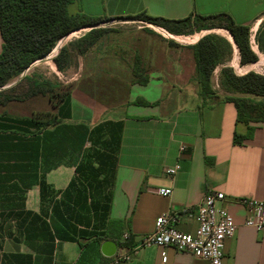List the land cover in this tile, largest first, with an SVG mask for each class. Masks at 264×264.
Returning a JSON list of instances; mask_svg holds the SVG:
<instances>
[{
  "label": "crops",
  "instance_id": "0c3cea01",
  "mask_svg": "<svg viewBox=\"0 0 264 264\" xmlns=\"http://www.w3.org/2000/svg\"><path fill=\"white\" fill-rule=\"evenodd\" d=\"M84 1L95 2L97 13L86 14L76 2L68 12L173 20L225 13L249 26L251 49L260 54L254 36L264 0ZM146 24L154 36L132 48L148 74L145 85L130 82L131 58L116 63L118 71L76 73L55 106L47 97L23 115L12 113L10 103L0 106V264H207L169 247H135L153 232L157 216L193 207L208 191L225 196L220 205L236 225L222 264H264V229L245 226L247 212L234 202H264V121L236 122L234 105L222 100L220 68L212 75L215 95L203 99L189 48L194 40L177 39L192 35L168 37ZM138 99L149 105L134 104ZM40 111L44 121L57 122L40 128L14 121ZM248 127L250 136L235 143L234 133L245 136ZM175 164L169 177L164 170ZM162 188L170 195H159ZM177 229L195 235L197 224L184 214ZM124 234L129 245L118 246ZM106 240L117 247L110 258L101 253ZM118 256L124 259L116 262Z\"/></svg>",
  "mask_w": 264,
  "mask_h": 264
},
{
  "label": "trees",
  "instance_id": "16d2710c",
  "mask_svg": "<svg viewBox=\"0 0 264 264\" xmlns=\"http://www.w3.org/2000/svg\"><path fill=\"white\" fill-rule=\"evenodd\" d=\"M73 0H0V106L14 100H24L34 96H45L52 106L60 103L69 94L71 85L64 91L55 89L47 81H38L28 76L21 77L12 86L2 89L14 78L20 76L32 63L45 58L64 37L86 25H93L112 18L89 17L81 13L70 14L68 6ZM131 18L141 20L165 30L172 35H193L204 30L220 32L234 43L238 51L236 71L246 70L248 65H255L258 55L251 49L249 26L237 24L225 13L201 16H188L183 19H166L150 17L144 13ZM221 30V31H220ZM106 32L103 28L90 30L80 42L85 43L83 50L92 45ZM197 40V39H196ZM189 45L197 83L201 97L204 99L215 95L212 89V75L217 66L222 68L218 74V86L226 93L222 100L232 103L236 110V122L245 125L258 124L264 121V75L252 70L237 75L225 63L232 53V45L225 39L206 34ZM196 41V42H195ZM257 51L264 55V20L260 22L254 36ZM52 62L58 71L70 65V55L66 46L58 49ZM132 84L145 85L148 74L138 57L131 66ZM136 105H149L138 99ZM34 127H45L55 124L54 116L43 120L41 115L30 118L14 119ZM252 127H248L245 136L233 135V141L239 143L249 137ZM129 236L116 241L118 246L129 245Z\"/></svg>",
  "mask_w": 264,
  "mask_h": 264
},
{
  "label": "rangeland",
  "instance_id": "374dc122",
  "mask_svg": "<svg viewBox=\"0 0 264 264\" xmlns=\"http://www.w3.org/2000/svg\"><path fill=\"white\" fill-rule=\"evenodd\" d=\"M75 2L77 4L75 6H78L79 9H82L83 11H87L85 12L86 14H91L94 12L97 13L95 2L84 0H76ZM75 2H72L68 6V11L70 13L75 12L73 11ZM91 6H93V8H91ZM96 28H103L106 30V32L101 37H99L92 45L86 47V49L83 50L82 48L85 43L80 42V39L84 37L90 30ZM74 31H77V33H74L72 36H68L63 41L57 42L55 44V47L45 58L32 63L20 76H28L33 79H37L38 81H47L55 89V91L59 89L61 91H64L71 85L69 80L71 77L73 78L76 73H83L93 69L118 71V67L121 66H117L116 63H119L121 61H126V63H129V61H131L130 59L134 58L135 55H137L136 53L134 54L132 48L140 41L142 37L154 36L153 31L147 26L146 22L131 17L112 18L110 20L102 21L93 25L83 26ZM206 31L208 30L195 33L191 36V38L180 37L181 39H177L192 41L198 39L203 34H215L223 38L222 36L214 32L216 30L210 33H207ZM168 35V37H171L170 34ZM250 41H252L251 38ZM251 45L254 46L253 43ZM59 46H66L70 55V65L61 72L55 68V65L52 62V58L53 56H55L54 52ZM234 55L235 49L232 47L231 56L225 63V65L232 66L231 68L233 69L235 74L240 75L247 70H252L258 74L264 75V63H261L260 59L257 60L255 65H248V68L246 70L239 71L238 68V71H236L233 67H237L238 63L237 61H235ZM218 68L221 69L222 66H217L215 71ZM18 78L19 76L11 80L8 84L16 82ZM34 97L39 98V100L41 101H31ZM34 97H30L24 100L11 101L9 102L10 104L8 103L9 109L12 110V113L14 114L23 115L26 113H31L33 107L36 108L38 106H41L39 104L43 102L42 99L46 100V97L43 96ZM40 114H42L41 111L32 114V116Z\"/></svg>",
  "mask_w": 264,
  "mask_h": 264
},
{
  "label": "built area",
  "instance_id": "2783aa9c",
  "mask_svg": "<svg viewBox=\"0 0 264 264\" xmlns=\"http://www.w3.org/2000/svg\"><path fill=\"white\" fill-rule=\"evenodd\" d=\"M184 151V146L179 147ZM179 165L166 168L164 172L172 177L178 171ZM171 190L162 188L158 190L161 196H169ZM225 196L221 192L208 191L202 200L193 207H183L170 210L155 218L154 230L142 237L135 248L156 246L159 248H173L179 252H186L192 256L204 260L207 264H222L223 246L225 240L231 238L236 229L232 216L220 203ZM236 204L243 207L247 212L244 225L257 231L264 229V202H257L248 198H237ZM188 214L193 217L197 224L195 235L183 233L177 229L180 217ZM123 235V240L127 238ZM124 259L118 256L116 262ZM162 253V261H165Z\"/></svg>",
  "mask_w": 264,
  "mask_h": 264
},
{
  "label": "water",
  "instance_id": "95a60500",
  "mask_svg": "<svg viewBox=\"0 0 264 264\" xmlns=\"http://www.w3.org/2000/svg\"><path fill=\"white\" fill-rule=\"evenodd\" d=\"M207 33H210V32H207ZM59 48H61V46H59L58 48H56V51L54 52L55 54L57 53V51H58ZM247 71H250V70H247ZM247 71H245L244 73H246ZM244 73H242V74H244ZM11 85L12 84L6 85V86L2 87V89L8 88ZM116 249H117L116 244L114 242L110 241V240H106V241H104L101 244V253H102L103 256H105L107 258H110V257L114 256V254L116 253Z\"/></svg>",
  "mask_w": 264,
  "mask_h": 264
},
{
  "label": "bare ground",
  "instance_id": "6f19581e",
  "mask_svg": "<svg viewBox=\"0 0 264 264\" xmlns=\"http://www.w3.org/2000/svg\"><path fill=\"white\" fill-rule=\"evenodd\" d=\"M151 28H153L156 32H158V33H160V34H162V35H164V36H169L168 35V33H166L164 30H162V29H160V28H158V27H154V25H151L150 26ZM206 32H213V31H206ZM215 32V31H214ZM74 33H77V31H75ZM73 33V34H74ZM215 33H217V34H219L220 36H222L223 38H225L231 45H232V47L235 49V55H234V58H235V61H237L238 60V51H237V49L234 47V44L231 42V40H229L228 38H226L225 37V35L224 34H222V33H220V32H215ZM72 34V35H73ZM72 35H69V36H72ZM68 37V36H67ZM67 37H64V38H62L61 40H59V41H63L64 39H66ZM70 38V37H69ZM58 41V42H59ZM260 55V62L261 63H264V58H263V56L261 55V54H258V56ZM232 59V58H231ZM234 64V63H233ZM232 65V64H231Z\"/></svg>",
  "mask_w": 264,
  "mask_h": 264
}]
</instances>
